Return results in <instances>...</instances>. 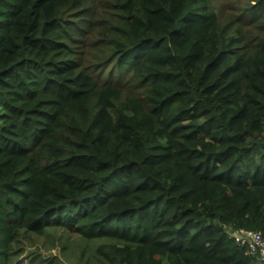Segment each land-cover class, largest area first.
<instances>
[{"label":"trees","instance_id":"16d2710c","mask_svg":"<svg viewBox=\"0 0 264 264\" xmlns=\"http://www.w3.org/2000/svg\"><path fill=\"white\" fill-rule=\"evenodd\" d=\"M241 229L264 237V0H0V264H259Z\"/></svg>","mask_w":264,"mask_h":264},{"label":"rangeland","instance_id":"374dc122","mask_svg":"<svg viewBox=\"0 0 264 264\" xmlns=\"http://www.w3.org/2000/svg\"><path fill=\"white\" fill-rule=\"evenodd\" d=\"M95 242L104 243L103 241H94V243ZM31 244H32L31 249L39 248L40 251L44 254L58 255L59 249L55 248V245L52 244V237L50 236V233L44 237H35V240L31 241ZM92 246L93 245L91 242H85V241L79 242L80 256H82L83 264L89 263L91 256L90 251L91 250L93 251Z\"/></svg>","mask_w":264,"mask_h":264},{"label":"built area","instance_id":"2783aa9c","mask_svg":"<svg viewBox=\"0 0 264 264\" xmlns=\"http://www.w3.org/2000/svg\"><path fill=\"white\" fill-rule=\"evenodd\" d=\"M232 236L239 244L247 245L248 253L258 256L259 262L264 264V237L260 232L241 229Z\"/></svg>","mask_w":264,"mask_h":264},{"label":"crops","instance_id":"0c3cea01","mask_svg":"<svg viewBox=\"0 0 264 264\" xmlns=\"http://www.w3.org/2000/svg\"><path fill=\"white\" fill-rule=\"evenodd\" d=\"M259 264H263V263H260V262H259Z\"/></svg>","mask_w":264,"mask_h":264}]
</instances>
